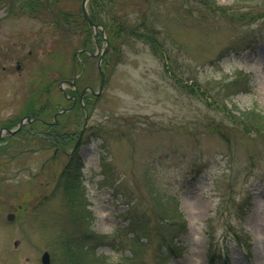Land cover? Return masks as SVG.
<instances>
[{
    "label": "rangeland",
    "instance_id": "obj_1",
    "mask_svg": "<svg viewBox=\"0 0 264 264\" xmlns=\"http://www.w3.org/2000/svg\"><path fill=\"white\" fill-rule=\"evenodd\" d=\"M54 1L39 19L0 10L3 64L25 59L18 71L0 67V129L15 127L48 96L65 105L58 81L71 80L77 50H95L82 0ZM104 1L112 3L110 14L100 15L106 22L126 15L134 27L155 19L165 52L136 38L120 39L115 51L111 41L104 90L92 99L78 148L85 164V205L78 209L57 186L69 156L53 158L54 148L26 133L0 145V264H41L45 251L51 264H73L63 234L78 226L74 214L88 231L114 235L127 229L130 210L160 225L172 200L187 231L179 236L183 254L168 264H264V129L258 118L243 122L254 109L264 115V0ZM59 9L73 13L64 33L52 25ZM241 13L249 18H232ZM11 32L23 42L11 45ZM103 36L102 49L109 39ZM98 59L77 61L82 84L96 91ZM240 72L252 75L253 91L226 94L221 85ZM82 122H69L67 132ZM97 250L113 259L121 254Z\"/></svg>",
    "mask_w": 264,
    "mask_h": 264
},
{
    "label": "trees",
    "instance_id": "obj_2",
    "mask_svg": "<svg viewBox=\"0 0 264 264\" xmlns=\"http://www.w3.org/2000/svg\"><path fill=\"white\" fill-rule=\"evenodd\" d=\"M53 3L55 4L54 0L52 2L50 0H0V10L8 7L11 12L39 18L45 11L51 12L49 7ZM209 6L213 11L216 9L213 3ZM111 7L112 3L107 4L104 0H90L89 2L91 17L95 22L104 24L109 35V41L115 42L113 47L115 51L118 50L116 43L120 39L136 38L148 43L153 52L161 55L165 52L163 43L158 39L160 29L155 26V19L149 22L143 19L140 24L132 27L128 25V17L124 15L119 22L110 21L112 20L110 19L109 23L101 19L100 15L102 11L110 14ZM221 9L225 13L226 9ZM261 14L264 15V12L258 15ZM55 15L62 16L69 24L71 23L70 16H73V13L59 9L55 12ZM80 16L83 18L82 12H80ZM234 17L239 22L249 18L242 13L232 14V18ZM251 78L250 74L240 72L233 80L222 84L221 89H224L228 95L250 93L253 91ZM256 111L254 109L249 112L250 117L246 116L243 122H248L250 125L258 118L260 122L258 127L264 129V115ZM83 166L84 163L81 157L76 152L73 153L57 180V186L61 189L63 197L70 208L73 209H78L85 205L84 182L82 180ZM169 203H171V205L168 204L170 205L169 207L162 208V214L166 217L160 225L153 227L145 213H140L136 210L132 213L131 211L133 210H130L125 215V219L130 221L127 229L118 228L114 235L88 231L84 228L86 224L81 223L79 216L74 214L78 226L74 227L72 231L63 234V241L66 244L67 253H70L72 263L168 264L172 258L180 257L184 252V246L180 243L179 236L187 231V222L183 213L178 209V203H174V200ZM81 214L83 216V213ZM101 247H110L121 254L118 259H113L111 256L99 254L97 249Z\"/></svg>",
    "mask_w": 264,
    "mask_h": 264
},
{
    "label": "flooded vegetation",
    "instance_id": "obj_3",
    "mask_svg": "<svg viewBox=\"0 0 264 264\" xmlns=\"http://www.w3.org/2000/svg\"><path fill=\"white\" fill-rule=\"evenodd\" d=\"M9 38L12 39L11 42H9L11 45H17V44L19 45L23 42L19 39L15 40L16 36L14 32H11V36ZM28 54L31 55L32 51L29 50ZM2 56H4V53H2L0 56V67L2 68L3 71H8V72L13 71L14 66L18 71V70H21L22 65L25 64V59H23L21 56H13L7 62V64H3ZM76 56H78V54H76ZM75 68H77V62H75ZM73 77L71 80H73ZM78 78L79 76L76 78L74 86L70 85L69 83L71 80H67V79H62V80L60 79L57 83L58 90L62 93L63 95L62 97L66 101V104L67 102L69 103L68 105L66 104L63 105L61 101H58L48 96V103H45L44 105H42V107L44 108H42L41 110L37 112H29L28 114H25L24 116H22V118L25 116H30L32 118V121L30 122L29 126H31L32 124L33 127H29V130L25 128V130H28L29 133H31L32 135L36 133H44L45 138L49 142V145L47 146L48 149L54 146V157L58 156L59 152H64L65 154H68L69 152L74 150V147L71 149V151H67L66 149V143H67L66 136L68 134L67 122L66 120L60 121V117L63 114H60L59 111L63 108L69 109V111L70 110L74 111L78 105H80V107L81 106L83 107L82 103H84V101L90 102L91 100V97L89 96V94L91 93L86 92L82 97V92L84 89L80 91V89L76 85ZM62 83H67L69 85L68 87H69L70 93H68L67 91L68 87H66V89L64 90L61 89ZM53 85L54 83L50 82V84L46 87V93L52 92ZM91 95L92 97L94 96L93 94ZM47 107L49 108L48 110H46ZM69 111L65 113H68ZM70 123L77 124V117L75 120L70 121ZM79 131L77 130L76 132L73 131L71 134L75 136L76 139H78L79 134H80ZM79 141L81 142V139Z\"/></svg>",
    "mask_w": 264,
    "mask_h": 264
},
{
    "label": "water",
    "instance_id": "obj_4",
    "mask_svg": "<svg viewBox=\"0 0 264 264\" xmlns=\"http://www.w3.org/2000/svg\"><path fill=\"white\" fill-rule=\"evenodd\" d=\"M87 1L88 0H83V3H82L83 14H84L86 20L97 29L98 25L94 24V22L92 21L91 17L89 16V13H88V10H87V6H86ZM99 70H100V73H101L100 92H102L103 86H104V81H105V75H104V72H103V70L101 68V62H99ZM22 124H23V121H21L20 125H22ZM16 131L17 130H8V133L9 134H14V133H16ZM2 133H3V130H1V132H0V142H1ZM13 218H14V214H9L8 215V220H13ZM41 261H42V264H50V254H49V252L45 251L43 253Z\"/></svg>",
    "mask_w": 264,
    "mask_h": 264
}]
</instances>
